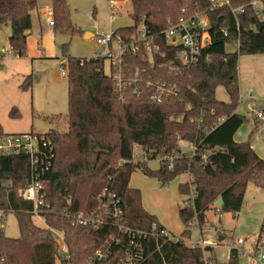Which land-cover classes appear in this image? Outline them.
Listing matches in <instances>:
<instances>
[{"label":"trees","instance_id":"trees-1","mask_svg":"<svg viewBox=\"0 0 264 264\" xmlns=\"http://www.w3.org/2000/svg\"><path fill=\"white\" fill-rule=\"evenodd\" d=\"M36 1L0 0V25H10L8 44L17 56L25 55L30 12ZM129 1L134 24L116 28L114 35L129 38L142 22L158 50L152 64L136 56L126 59L133 69L145 67L151 77L173 82L178 95L160 103L143 96L120 102L114 95L113 80L105 72L106 64L109 69L105 56L67 57V124L61 131L42 134L50 138L54 157L42 177L45 197L37 205V214L33 202L17 193L29 182L28 156L0 154V212L14 213L19 229L15 238L0 229V264H55L56 259L61 264H120L131 241L141 246L142 264H204L201 248L185 242L188 229L177 241L150 231L151 224L159 221L142 207L139 189L129 186L131 173L139 168L162 185L187 174L189 178L178 185L179 193L186 195L178 214L186 228L196 219L199 230L207 222L208 210L218 207L220 212L238 213L248 183L264 188V159L249 140L233 139L247 120L236 112L238 59L264 54V18L257 17L249 0H230L229 6L215 9L209 8L208 0ZM258 1L264 12V0ZM240 5L243 11L233 14L231 8ZM51 9L53 29L79 30L69 18L67 0H51ZM194 11L207 15L211 43L196 62L181 65L161 30L166 18L177 20ZM227 44L235 45V50L227 51ZM159 63L163 65L159 67ZM30 83L26 78L23 87L29 88ZM217 86L224 87L227 101L216 99ZM3 133L7 132L0 126V135ZM180 142L188 145L186 151ZM135 146L148 158H158L159 167L150 169L144 161H135ZM166 155L173 157L171 166L163 158ZM190 189L195 194L192 201ZM102 190L119 199V215L101 209L97 196ZM219 197L222 204L216 206ZM77 213L90 219L101 217L103 222L97 227L75 223L70 214ZM34 216L41 217L44 224H36ZM119 226L131 232L142 230L147 236H130ZM53 230L62 232L65 251L59 250ZM104 247H108L107 255L97 259L95 251ZM229 253L228 262L221 264H238L237 252L229 249Z\"/></svg>","mask_w":264,"mask_h":264},{"label":"rangeland","instance_id":"rangeland-1","mask_svg":"<svg viewBox=\"0 0 264 264\" xmlns=\"http://www.w3.org/2000/svg\"><path fill=\"white\" fill-rule=\"evenodd\" d=\"M39 1L44 3V0ZM67 5L69 18L79 30L68 33L53 29L51 25L45 24L44 17L40 15V18V13L34 11L36 28L32 35L27 36L24 56L15 55L9 47L10 25H0V47L4 46L7 50L1 57L0 65V126L4 132L33 131L45 134L64 129L67 124V76L61 74V68L63 66L64 71H67L66 58H88L100 50L95 40L97 35H105L116 28L134 24L130 16L129 0H67ZM87 32L91 35L85 36ZM37 35H40L43 43L41 48L36 46ZM235 47L227 44L226 50L233 51ZM108 71L106 64L105 72ZM26 78L31 79L29 88L23 87ZM215 97L218 100H228L223 86L215 88ZM180 143L181 149L186 151L188 145ZM133 153L135 161H144L150 169L159 167V159L148 158L139 147L135 146ZM187 178V174H179L162 185L136 168L131 173L128 184L139 189L143 208L154 214L175 236L188 229L186 243L200 240L214 242V245L201 249L206 262L204 264L225 261L229 246L248 251L257 237L253 229L264 221V188L248 183L241 209L236 214L223 211L217 213L215 208L208 210L207 222L201 230L204 239L201 238L196 219L186 228L179 218L178 209L184 206L186 195L179 193L178 185ZM1 213L0 229L8 237H17L19 229L14 213ZM33 220L40 226L44 224L41 217L34 216ZM52 233L59 244V250L65 251L62 232L53 230ZM219 236L222 237L221 240L218 239ZM238 238L242 243L237 244ZM253 259V256L245 255L239 257V262ZM55 264L61 263L56 259Z\"/></svg>","mask_w":264,"mask_h":264},{"label":"built area","instance_id":"built-area-1","mask_svg":"<svg viewBox=\"0 0 264 264\" xmlns=\"http://www.w3.org/2000/svg\"><path fill=\"white\" fill-rule=\"evenodd\" d=\"M208 2L210 9L230 5V0H208ZM249 4L255 9L257 17L264 18L262 5L258 0H249ZM243 7V5L233 7L231 8V12L233 14L240 13L243 11ZM43 17L48 25H53V11L51 7L43 13ZM208 27L207 15L203 12L194 11L191 15L179 17L177 20L170 17L166 18L165 26L161 30V36L167 45L175 48V59L181 65H189L196 62L204 48L208 47L211 43ZM223 32L226 35V31L223 30ZM95 40L100 50L93 55L105 56L109 61L108 74L113 80L114 95L118 101L124 102L129 96H143L151 102L160 103L177 97V86L173 82L162 79L161 77H151V75L146 73L145 67L142 68V71L138 68L133 69L132 64L126 59L128 56H136L146 62V64L153 63L155 58L154 54L158 50V47L154 44L153 35L146 29L144 23H138L136 25V32L129 38L119 34L114 35L112 30L105 35H97ZM6 52L7 50L4 46L0 47V58ZM163 56L164 54L161 53V57ZM162 65L163 63L158 64L159 67ZM61 74L66 75L63 66L61 68ZM255 116L264 120V110H257ZM17 153L27 155L30 162L29 182L24 187L19 188L17 193L21 198L33 202V213L37 214V205L42 203L45 197V193L42 190L44 187L42 177L51 166L54 157V148L50 138L33 131L21 133L7 132L1 134L0 154L10 155ZM163 158L169 166L172 165V156L166 155ZM194 195V191L190 189L188 194L190 201H192ZM97 199L99 206L106 213L110 211L113 216L120 214L119 199L114 193L102 190L97 196ZM190 201L186 203L192 205ZM215 211L217 213L220 212L218 207L215 208ZM70 216L75 223L90 224L93 227H97L103 222L101 217L90 219L81 213L70 214ZM118 228L122 229L120 226ZM150 229L156 235H163L172 241L181 239V236L173 235L164 226L156 222L151 224ZM122 230L128 232L130 236L136 235L139 239L147 236L142 230L137 232H131L127 228ZM110 237L113 241L117 240L112 235ZM212 242L209 240L189 241V246L202 249L207 245H214V242ZM240 243H242V240L238 238L237 244ZM229 249H234L238 257L251 255L257 261L264 264V221L259 226L256 240L248 251L239 250L234 246H229ZM107 253L108 247H104L103 249L98 248L95 251L97 259L105 257ZM142 253L140 244H134L131 241L125 249L120 264H142ZM89 263L88 261L87 264Z\"/></svg>","mask_w":264,"mask_h":264},{"label":"crops","instance_id":"crops-1","mask_svg":"<svg viewBox=\"0 0 264 264\" xmlns=\"http://www.w3.org/2000/svg\"><path fill=\"white\" fill-rule=\"evenodd\" d=\"M37 2L39 5H37ZM50 7H51V0H44L43 4H41L39 0L36 1V7L30 12V21H31V28L29 33L30 35L34 33V30L36 28L35 25L36 15H34L33 12L36 11L37 13H40L39 16L41 15L43 17V13L45 12V10ZM51 27L53 26L51 25ZM47 32L48 30H46V34ZM90 35L91 33H88V36ZM28 37H26V41L28 40ZM40 38H41L40 35H37L36 46L39 48H41L43 44ZM237 77H238L239 102L236 107V112L245 115L247 120L246 123H243L235 131L233 135V139L235 141L249 140L250 145L254 149V151L262 159H264V120H261L255 116L257 110H264V54L240 56L238 59ZM158 221L162 226L165 227V225L162 224L160 220ZM259 226H256L253 229V232L257 233ZM165 228L169 232H172L167 227ZM199 232L201 238H204L202 236L201 230H199ZM173 235L175 234L173 233ZM176 236H180V235H176ZM205 251L206 250H204V253ZM229 256L230 253L228 252V256L226 260L223 262H219L217 264L228 262ZM248 258L249 257H246V259ZM241 263L262 264L261 262L257 261L255 258L252 261L246 260ZM238 264H240L239 257H238Z\"/></svg>","mask_w":264,"mask_h":264},{"label":"water","instance_id":"water-1","mask_svg":"<svg viewBox=\"0 0 264 264\" xmlns=\"http://www.w3.org/2000/svg\"><path fill=\"white\" fill-rule=\"evenodd\" d=\"M30 32V30L28 31V33ZM85 36H88V32L87 33H85ZM222 204V198L221 197H219L216 201H215V205H221ZM218 239L219 240H221L222 239V237L221 236H219L218 237Z\"/></svg>","mask_w":264,"mask_h":264}]
</instances>
